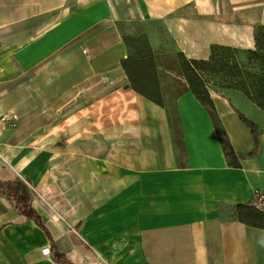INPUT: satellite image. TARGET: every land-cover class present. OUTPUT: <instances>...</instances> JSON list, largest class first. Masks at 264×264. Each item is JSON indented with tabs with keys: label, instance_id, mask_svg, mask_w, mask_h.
Masks as SVG:
<instances>
[{
	"label": "crops",
	"instance_id": "obj_1",
	"mask_svg": "<svg viewBox=\"0 0 264 264\" xmlns=\"http://www.w3.org/2000/svg\"><path fill=\"white\" fill-rule=\"evenodd\" d=\"M171 1L135 0L136 12L167 35L169 14H187L172 30L186 58L208 59L212 44L255 48L250 23L223 31V2ZM124 16L120 0H0V181L27 184L48 232L0 194V264H65L57 254L71 264H264V227L244 207L264 190V108L208 87L214 121L181 74L176 139L165 105L135 91L121 66ZM152 24L143 33L163 97L173 73ZM233 107L257 112L254 156H240L254 140ZM67 109L68 125L58 118ZM67 142L101 146L63 161L57 144Z\"/></svg>",
	"mask_w": 264,
	"mask_h": 264
},
{
	"label": "rangeland",
	"instance_id": "obj_2",
	"mask_svg": "<svg viewBox=\"0 0 264 264\" xmlns=\"http://www.w3.org/2000/svg\"><path fill=\"white\" fill-rule=\"evenodd\" d=\"M216 2H223V15L219 20L221 23L223 31L227 29H235V25H242L245 22L253 25V28L259 26L261 23L259 22V18L264 12V0H245L247 3L243 2L237 5V7L231 6L229 0H215ZM244 1V0H243ZM171 0H169V6L171 5ZM120 5L122 7L124 13V19L119 21L118 29L121 31L122 35H138L148 27H150L151 22L152 26L159 32L160 37L159 41L164 44V47L160 52L162 62L161 66L163 70H168L172 72L169 74V79L166 80L168 86V95L162 97L163 104L165 105L168 114L172 119V129L176 133V139L179 140V128L176 120V112H175V98L180 93L181 89H183V84L179 76L181 75V67H180V56L179 50L175 44V35H173L176 28H180V24L184 22L181 17H188L187 14H169V35L165 32L164 22L160 20H145L140 19L136 12V2L135 0H120ZM237 10V11H233ZM229 11V12H228ZM227 12V14H225ZM260 34V33H259ZM134 47H138L139 43L134 42ZM221 62L222 66H218L219 70L215 73H208L207 76H210V85L221 92L224 88H235L242 91V89L246 88L249 91H252L257 88V78L256 76L260 74L262 70V62L254 57V55L250 52V49L240 48V47H231L230 49H223L216 51V58ZM214 63L205 64L204 68L208 71L211 70ZM226 72V74H225ZM248 118L255 121L257 117V112H249L242 111ZM69 113L70 111L67 109L66 111H62L60 116L63 124L69 123ZM259 117L262 119L264 123V112H258ZM66 120V121H65ZM60 132L63 134L68 132V126H61L58 128ZM59 132V133H60ZM58 154H62L64 158L63 161H67L70 157H73L77 151L92 149L93 146H101L95 144H71L70 143H58ZM111 150H114L116 145L111 144ZM115 146V147H113ZM98 148V147H95ZM62 151V152H60Z\"/></svg>",
	"mask_w": 264,
	"mask_h": 264
},
{
	"label": "trees",
	"instance_id": "obj_3",
	"mask_svg": "<svg viewBox=\"0 0 264 264\" xmlns=\"http://www.w3.org/2000/svg\"><path fill=\"white\" fill-rule=\"evenodd\" d=\"M260 33V34H259ZM122 39L126 44L129 53L121 60V66L131 86L135 91L142 94L149 100L163 106L162 95L159 89V83L156 75V64L153 58L152 47L148 41L145 33L138 35H122ZM255 48L250 49L254 57L262 62V70L257 78V88L252 91L246 88L242 89L243 93L259 108H264V24H260L254 28ZM138 42L139 46L134 47L133 43ZM211 53L208 59L186 58L184 54L179 51L181 74L183 75L188 89L201 100L210 110L211 117L215 121L214 105L210 98L208 87L214 89L207 79V74L215 73L219 70L218 66H222L221 62L215 60L216 51L223 49H230V46L222 44H212ZM214 63L211 70L204 68L205 64ZM208 72V73H207ZM217 91L216 89H214ZM238 114L241 121L247 125L254 140L253 148L241 153V157H251L257 154L259 148V126L254 120L248 118L237 108L233 107ZM170 118V115H169ZM221 144L225 154L233 156V150L229 142L220 136ZM0 194H4L12 203L14 209L27 218L33 219L46 233L47 230L43 225L41 218L37 211L31 206L32 191L25 182L16 178L13 181H0ZM247 209V216L249 221L257 226L264 227V212L255 208L253 203L244 205ZM55 259L65 264H71L63 255L57 254Z\"/></svg>",
	"mask_w": 264,
	"mask_h": 264
},
{
	"label": "built area",
	"instance_id": "obj_4",
	"mask_svg": "<svg viewBox=\"0 0 264 264\" xmlns=\"http://www.w3.org/2000/svg\"><path fill=\"white\" fill-rule=\"evenodd\" d=\"M252 203L255 208L264 212V190H258L257 192H255ZM43 251L49 252V249L44 248Z\"/></svg>",
	"mask_w": 264,
	"mask_h": 264
}]
</instances>
